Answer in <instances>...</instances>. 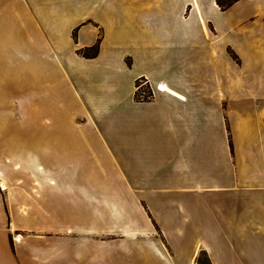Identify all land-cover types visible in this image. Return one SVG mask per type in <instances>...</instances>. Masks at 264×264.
<instances>
[{"label":"crops","instance_id":"1","mask_svg":"<svg viewBox=\"0 0 264 264\" xmlns=\"http://www.w3.org/2000/svg\"><path fill=\"white\" fill-rule=\"evenodd\" d=\"M0 107V264H264V0H0Z\"/></svg>","mask_w":264,"mask_h":264},{"label":"rangeland","instance_id":"2","mask_svg":"<svg viewBox=\"0 0 264 264\" xmlns=\"http://www.w3.org/2000/svg\"><path fill=\"white\" fill-rule=\"evenodd\" d=\"M147 86L148 84L146 85L143 81L138 82L139 89H137L136 92L139 99H151V94L147 89ZM64 100L71 101L70 95L65 94L63 91L57 88V90L55 91V100L53 101V105L50 106L48 110L44 109L38 118V123H41V126H43L44 128L47 127L44 123L46 119L50 120L52 123L50 126L54 128V134L57 136L64 135L66 126L71 122L72 119L69 112L71 110L70 105L69 103H67V105H64ZM62 101H64V104H62ZM9 108L10 107H8L7 111H9ZM2 111L4 112L3 108L0 107V167L1 169L12 171L13 177H20L22 171H18L16 169H24L28 165L24 157H26L25 155L27 154V152H29V144L27 141L21 142V140H26L28 138L29 126L23 125L22 128H20L19 124H16L14 126L12 123V119L10 121V124L8 122H5L1 115ZM80 133L82 134L84 133V131H80ZM39 163L42 164V162ZM15 164H18L17 168H13ZM3 192L4 191H1V193ZM261 206L262 204H259L257 206L258 211H262ZM262 207L264 209V206ZM30 223L34 228L40 226V224L34 223V221H31ZM203 236L204 234L201 233V238H203ZM198 237L200 238L199 234H195V236L193 237V241L194 238H197L195 239V241H198ZM133 258L135 259L134 256ZM257 258H260V255H258ZM197 260L199 264H205L206 254H204V252H201L200 254H198Z\"/></svg>","mask_w":264,"mask_h":264},{"label":"trees","instance_id":"3","mask_svg":"<svg viewBox=\"0 0 264 264\" xmlns=\"http://www.w3.org/2000/svg\"><path fill=\"white\" fill-rule=\"evenodd\" d=\"M214 1H215L216 6L219 8V10L224 11V10L228 9L236 1H239V0H214ZM96 49H97V45H95L91 48L81 50L79 53L83 57H87V58L91 57L92 58L96 54ZM136 97H137V95H136ZM137 99H139V97H137ZM205 264H207V263H205Z\"/></svg>","mask_w":264,"mask_h":264},{"label":"built area","instance_id":"4","mask_svg":"<svg viewBox=\"0 0 264 264\" xmlns=\"http://www.w3.org/2000/svg\"><path fill=\"white\" fill-rule=\"evenodd\" d=\"M145 84H146V83H145ZM157 88L160 89V86H157ZM149 92H150V91H149ZM150 94H151V92H150ZM141 95H142V94H141ZM149 96H150V95H149ZM143 97H144V94H143Z\"/></svg>","mask_w":264,"mask_h":264}]
</instances>
